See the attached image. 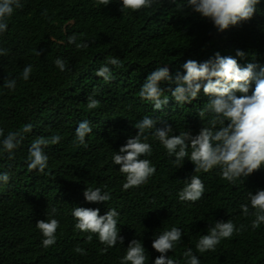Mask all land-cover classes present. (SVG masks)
<instances>
[{
  "label": "trees",
  "instance_id": "16d2710c",
  "mask_svg": "<svg viewBox=\"0 0 264 264\" xmlns=\"http://www.w3.org/2000/svg\"><path fill=\"white\" fill-rule=\"evenodd\" d=\"M20 3L23 8L15 10L7 21V32L0 34V48L9 50L7 56H0V128L5 134L29 122L34 128L14 150V159L0 151V173L10 174L8 184L0 183V264H119L134 238L146 248L149 259L145 264H152L159 255L151 247L154 235L172 227L183 232L182 242L168 253L173 259H181L192 248L201 264H264V224L252 230L253 217H245L240 209L248 202L249 191L264 189V169L235 185L222 180L218 169L198 173L205 193L192 204L179 201L178 192L183 181L194 174V165L186 159L178 169L172 163L174 157L150 135L147 142L152 144V155L146 158L156 173L147 184L122 190L124 176L112 162L114 151L138 132L133 125L145 115L166 121L173 134L191 130L195 135L202 124L208 126L211 114L203 121L198 116L210 99L202 91L197 100L183 106L166 93L168 106L153 112L139 98L140 87L159 65L168 67L175 77L177 72L183 73L182 65L188 59L203 62L217 52L237 59L241 67L248 63L264 66V0L251 20L224 33L195 14L182 15L171 0H161L154 9L124 14L119 0H110L107 7H97L96 0ZM46 9L47 16L43 14ZM73 33L78 43L86 41L89 47L77 50L68 44ZM237 50L245 56H237ZM58 57L67 64L64 72L54 64ZM108 57H118L123 67L108 65L114 79L105 83L95 72ZM28 64L33 65L30 79H18L14 92L5 89L4 80L17 78ZM161 86L170 87L167 82ZM89 95L100 101L97 109H87ZM82 120H89L93 127L86 137L87 147L75 142V128ZM56 134L62 137L60 143L44 149L49 174L29 173L25 161L32 140ZM86 187H99L112 199L88 203L83 196ZM74 206L99 208L101 215L115 208L120 213L118 227L124 243L104 253L105 246L95 235L86 242L87 234L74 230ZM52 207L57 209L54 218L60 228L56 243L45 249L36 222L48 219L46 209ZM229 219L237 227L245 224L247 230L223 240L214 252H197L195 245L208 227ZM77 246L86 255L75 252Z\"/></svg>",
  "mask_w": 264,
  "mask_h": 264
},
{
  "label": "clouds",
  "instance_id": "9594fccd",
  "mask_svg": "<svg viewBox=\"0 0 264 264\" xmlns=\"http://www.w3.org/2000/svg\"><path fill=\"white\" fill-rule=\"evenodd\" d=\"M171 2L176 3V10L182 15L195 14L201 20L209 21L218 33H224L231 27L251 20L261 0ZM160 3L161 0H119L123 14L154 9ZM109 4L110 0H96L97 7H107ZM22 8L20 0H0V34L7 32V21L16 9ZM43 14L47 16V9ZM77 40V34L73 33L68 37L67 43L75 45L77 50L89 47L88 42L78 43ZM8 51L0 48V56H7ZM37 55L41 53L37 52ZM236 55L244 57L245 53L237 50ZM54 64L61 72L67 70V64L62 58H56ZM108 65L123 67L118 57H108L106 63L95 72L105 83L114 79L112 69ZM182 69L183 73L177 72L173 77L168 67H155L141 85L138 96L141 101H146L152 106L153 112H162L168 106L170 97L176 105L183 106L197 100L202 91L210 99L198 111V116L203 121L206 114H211V119L207 121L208 126L202 124L195 135L191 130L173 134V127L166 121L145 115L133 125L138 132L129 137L118 152L114 151L112 162L120 166L118 171L124 176L122 190L127 191L147 184L156 173L155 166L146 158L152 155V144L147 142L150 135L163 146L169 157H174L172 163L178 169L183 167L186 159L194 165V174L183 181L184 186L178 192V198L183 203L195 204L205 193V184L198 173H209L218 169L222 180L235 185L237 180L244 183L249 176L264 169V66L248 63L241 67L237 59L221 56L217 52L214 57L203 62L188 59L183 63ZM32 72L33 65H26L17 78L5 79L3 87L14 92L17 80L27 82ZM161 82H167L170 87L163 88ZM173 84L174 88L171 87ZM166 93H170V97ZM99 106L100 101L95 99L94 95L87 97L88 110L97 109ZM33 128L31 122L22 124L17 130H9L6 134L5 130L0 128V151L7 153L8 159H14V150ZM92 132L93 127L89 120L80 121L75 128V142L87 147L86 137ZM61 139L62 137L56 134L50 137L37 136L32 140L25 161L27 171L31 173L36 170L40 174L48 175L46 169L49 166V156L44 149L60 143ZM9 181V173H0V183L6 185ZM83 196L86 202L95 204L107 203L112 199L109 192L102 191L99 187H86ZM240 209L245 217H253L251 229H259L264 224V189H257L255 193L249 191L248 202L241 204ZM46 212L49 218L36 222V228L43 236L42 246L45 249L56 243V233L60 228L59 220L54 218L57 209L52 207L50 211L46 209ZM71 216L75 221L74 230L87 234L88 243L95 235L99 243L105 246L101 249L102 252L106 253L117 243H124V237L120 235L118 227L120 213L115 208H108L101 215L99 208L74 206ZM247 227L245 224L237 227L231 219L215 221L214 225L208 227L207 234L200 236L195 249L201 254L214 252L223 240L231 239L234 234H241ZM182 235V230L177 227L154 235L151 247L159 255L152 264H201L200 258L192 248L185 250L181 259H173L168 255L182 242ZM74 251L86 255L85 250L79 246ZM148 259L143 243L134 238L128 243L119 264H145Z\"/></svg>",
  "mask_w": 264,
  "mask_h": 264
},
{
  "label": "bare ground",
  "instance_id": "6f19581e",
  "mask_svg": "<svg viewBox=\"0 0 264 264\" xmlns=\"http://www.w3.org/2000/svg\"><path fill=\"white\" fill-rule=\"evenodd\" d=\"M81 77V76H80Z\"/></svg>",
  "mask_w": 264,
  "mask_h": 264
}]
</instances>
